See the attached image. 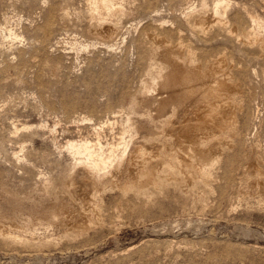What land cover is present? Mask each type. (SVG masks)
<instances>
[{
  "label": "rangeland",
  "instance_id": "1",
  "mask_svg": "<svg viewBox=\"0 0 264 264\" xmlns=\"http://www.w3.org/2000/svg\"><path fill=\"white\" fill-rule=\"evenodd\" d=\"M106 4L0 0V264H264V0ZM161 39L236 86L230 145L204 179L76 191L67 143L104 124L112 141L133 98L149 109Z\"/></svg>",
  "mask_w": 264,
  "mask_h": 264
},
{
  "label": "bare ground",
  "instance_id": "2",
  "mask_svg": "<svg viewBox=\"0 0 264 264\" xmlns=\"http://www.w3.org/2000/svg\"><path fill=\"white\" fill-rule=\"evenodd\" d=\"M108 1L104 0V3L108 5ZM51 19L53 16L49 17V22ZM219 21L222 22L220 18ZM113 31L112 26H106L101 33L108 37ZM262 36L255 34L250 41L263 49ZM158 44L163 47L162 59L167 67L160 68L145 86L147 92H143L144 101L149 103V109H135L142 104L133 98L129 106L136 115L128 114L120 119L121 127L113 132L112 141L101 138L108 126L104 124L96 129L95 139L83 137L67 143L68 151L76 158L75 175L71 174L76 191L88 187L93 193L108 185L124 193L134 191L145 194L149 186L161 187L170 180L180 181L181 176L190 180L196 177L204 179L209 174L208 168L219 160L225 147L230 145L222 133L235 125L233 93L236 86L229 79L220 78L217 74L219 69L211 71L212 67L203 73L190 56H185L179 48L169 47L165 41ZM152 88L158 92L152 93ZM159 136L166 137L162 144L157 142ZM176 136L184 139L182 143L175 144L170 140ZM51 214L50 224L61 216V208L52 209ZM88 216L82 212L73 217L74 223L90 221Z\"/></svg>",
  "mask_w": 264,
  "mask_h": 264
}]
</instances>
